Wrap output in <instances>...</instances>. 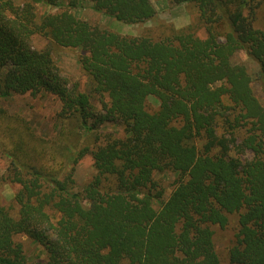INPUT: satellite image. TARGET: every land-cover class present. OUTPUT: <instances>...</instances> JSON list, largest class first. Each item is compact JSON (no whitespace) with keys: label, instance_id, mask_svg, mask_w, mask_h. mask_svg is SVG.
I'll list each match as a JSON object with an SVG mask.
<instances>
[{"label":"trees","instance_id":"1","mask_svg":"<svg viewBox=\"0 0 264 264\" xmlns=\"http://www.w3.org/2000/svg\"><path fill=\"white\" fill-rule=\"evenodd\" d=\"M81 1L126 24L156 15L154 0L0 2V98L52 94L62 123L53 138L37 137L0 106V187L18 186L8 202L0 194V264H31L18 236L43 247L33 264H222L215 227L233 218L228 264H264V103L251 86L264 93L257 4L170 0L191 5L196 21L154 39L77 17ZM36 4L57 10L38 19ZM34 36L81 52L89 93L69 84L49 48L33 47ZM238 52L255 64L254 78ZM92 94L106 99L101 108ZM109 122L124 135H102ZM76 125L83 135L69 149ZM86 154L94 173L76 190ZM165 172L178 175L168 195L155 178Z\"/></svg>","mask_w":264,"mask_h":264},{"label":"rangeland","instance_id":"2","mask_svg":"<svg viewBox=\"0 0 264 264\" xmlns=\"http://www.w3.org/2000/svg\"><path fill=\"white\" fill-rule=\"evenodd\" d=\"M1 1L3 0H0V2ZM22 1L23 0H13L16 5L21 4ZM252 3L258 6L255 8L257 11L258 25L264 28V0H254ZM154 5L156 7V15L152 19L135 24H126L102 12L95 11L89 1L79 2L71 11L81 19L92 24H98L103 28L120 34L132 36L147 34L153 36L154 39L168 33L170 27L176 29L183 28L196 21V11L191 5H175L171 3L170 0H154ZM35 10L37 18L40 19L44 14L51 13L57 9L44 4H36ZM196 32L198 36L205 37L206 32L203 26L198 25V27H196ZM32 45L38 49L49 48L53 61L58 66L62 75L68 79L69 84H76L78 90L82 92H90L91 81L88 75L81 69L79 63L81 52L79 50L59 47L41 36H34ZM234 60L246 66L252 78L255 77L256 66L244 53L238 52ZM251 86L257 98L264 103V93L258 81L253 79ZM90 100L92 105L99 109L102 107V102L106 99L100 97V95L92 94ZM224 102L229 103L226 97H224ZM149 103L151 107L157 105V102L153 98H150ZM0 106L7 109L10 115L22 116L23 120L27 122V126L30 127L33 135L37 137L53 138L54 135H57L62 130V123L58 120L61 103L58 98L52 94L44 91L38 92L35 95L29 93L14 94L7 99L0 98ZM74 131L75 133H73V135H76V138L70 141L71 144L68 146L69 149H75V146H78L79 140L83 135V128L77 125ZM99 131L102 135L110 134L117 137L124 135L123 126L116 122L99 125ZM6 163L7 160L0 151V173L4 170ZM93 173L92 157L90 154H86L75 166L74 177L76 180V190L80 189V187L91 178ZM155 178L160 182L161 187L165 188L166 195H168L178 175L173 172H165L155 174ZM17 189V185L4 183L0 187L1 197L8 202ZM234 232V218L230 220L229 224L224 229L215 227V250L222 264H228V247L233 239ZM17 240L23 243L29 263L41 262L45 258L43 247L38 243L33 242L26 236H18Z\"/></svg>","mask_w":264,"mask_h":264}]
</instances>
